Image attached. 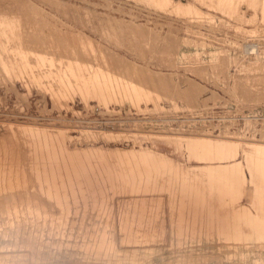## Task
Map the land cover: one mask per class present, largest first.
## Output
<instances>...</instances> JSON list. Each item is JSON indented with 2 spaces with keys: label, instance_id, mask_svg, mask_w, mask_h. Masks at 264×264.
Returning a JSON list of instances; mask_svg holds the SVG:
<instances>
[{
  "label": "rangeland",
  "instance_id": "374dc122",
  "mask_svg": "<svg viewBox=\"0 0 264 264\" xmlns=\"http://www.w3.org/2000/svg\"><path fill=\"white\" fill-rule=\"evenodd\" d=\"M0 138L9 147L0 146V177L22 166L14 187L0 180V201L8 197L0 202L1 264L5 257L20 264H264V0H0ZM200 141L212 150L197 149ZM57 145L106 157L99 170L96 160L91 166L104 178L111 169L119 187L107 182L90 192L83 184L72 193L59 182L64 175L35 171L37 157L61 158L52 154ZM139 148L162 161H122ZM234 165L237 179L199 170ZM129 173L139 180L130 184ZM22 194L55 217L66 209L60 199L70 216L46 227L28 214L16 219L7 208ZM85 229L105 230L113 249L87 251ZM32 232L39 255L23 247Z\"/></svg>",
  "mask_w": 264,
  "mask_h": 264
},
{
  "label": "bare ground",
  "instance_id": "6f19581e",
  "mask_svg": "<svg viewBox=\"0 0 264 264\" xmlns=\"http://www.w3.org/2000/svg\"><path fill=\"white\" fill-rule=\"evenodd\" d=\"M254 3V2H253ZM257 6V5H256ZM250 7V6H249ZM251 9V8H250ZM20 44V43H19ZM60 45V44H59ZM59 45H58V47H59ZM23 46V45H22ZM251 47V46H250ZM81 48V47H80ZM255 48V47H254ZM256 49V48H255ZM56 50V49H55ZM28 54V53H27ZM257 54V53H256ZM34 57V56H33ZM35 58V57H34ZM255 58V57H254ZM15 64V63H14ZM76 67V66H75ZM19 68V67H18ZM3 69V68H2ZM32 69V68H31ZM79 69H80V67H79ZM24 70V69H23ZM25 71V70H24ZM19 72V71H18ZM31 72V71H30ZM29 72V73H30ZM28 73V74H29ZM26 75V74H25ZM31 75V74H30ZM28 77V76H27ZM82 78V77H81ZM94 79H96V78H94ZM75 80H76V78H75ZM98 83V82H97ZM94 86V85H93ZM101 86V85H100ZM137 90V89H136ZM134 91H135V89H134ZM124 92V91H123ZM137 93H138V90L136 91ZM135 93V92H134ZM136 93V94H137ZM135 94V95H136ZM126 95H128V94H126ZM121 96V95H120ZM133 96V94L131 95V97ZM130 97V98H131ZM134 97V96H133ZM132 97V99L134 100V98L136 97H134L133 98ZM138 97V96H137ZM10 133V132H9ZM8 133V134H9ZM11 134H12V132H11ZM4 137V136H3ZM12 137H13V134H12ZM7 138V137H6ZM5 138V139H6ZM10 138V137H9ZM9 138H7L8 140H10ZM0 139H2V138H0ZM3 140V139H2ZM14 141H15V138L13 139ZM1 141V140H0ZM5 141V140H4ZM209 141V140H208ZM3 142V141H2ZM7 142V141H6ZM5 142V143H6ZM192 142V141H191ZM190 142V143H191ZM197 142V141H196ZM8 143H9V146H10V151H8L9 153L11 152L12 153V155H13V146L12 145H10V141H8ZM46 143H48V142H46ZM190 143H189V145H190ZM193 143V142H192ZM191 143V145H190V147H193V144ZM200 143V145H199V147L197 148V149H199L200 147H202V149L204 148L203 146H205L206 147V142L205 143H202L201 141L199 142ZM209 143V142H208ZM222 143V142H221ZM225 143H227V142H225ZM197 144V143H196ZM201 144H202V146H201ZM54 145V144H53ZM194 145H195V143H194ZM212 145H213V143H212ZM0 146H1V148H3V146H4V148L6 147V146H8V145H4L3 143H2V145H1V142H0ZM58 146V145H57ZM196 146V145H195ZM194 146V147H195ZM211 146V145H210ZM48 147H49V144H48ZM59 148L57 149V147H56V149L58 150V151H53V155H58V156H61V158L59 159V157H58V159L57 158H53V157H51V158H49V159H47V158H44L43 156H40L41 155V152H37L38 154L37 155H39L40 157L38 158H36V159H34L36 162L35 163H37V165L34 163V167H35V165H36V167H35V171H36V168H37V170H39V172H41L43 169H44V171H45V168H48L49 169V171L50 172H54V173H56L57 175L56 176H59V178H61L62 177V175H64V177H65V179L63 180V178L61 179L62 181H59L60 183H62L63 182V187H64V185L66 186V187H69L70 188V192H72V193H75L74 191H75V188H77L78 189V191H81L82 189H81V187H82V185L84 184V185H86V187H87V190L88 191H90V192H94V190H93V188L94 187H96V188H99V187H103V186H105L106 184L105 183H107V182H110L111 183V187H112V185L114 184L113 182H117L118 181V179L119 178H112V177H114V172H113V174H112V172H111V169H105L107 172H106V174L105 175H107V173H108V175L107 176H105V178L104 177H102L103 175H104V173H105V171H103V172H95V168L98 166V164H99V162H100V164H102L103 162H101V161H98V160H102V161H104L105 159H107L106 157H104V156H96L97 154L95 153L96 151H90V150H84V151H82V152H80V153H82V154H77V153H79V152H73V151H68L67 150V152H66V148L65 147H60V145L58 146ZM197 147V146H196ZM195 147V148H196ZM217 147V146H216ZM0 148V149H1ZM3 148V149H4ZM6 148H8L9 149V147H6ZM11 148H12V150H11ZM63 148H65V149H63ZM209 147V144H208V150H212V148H210ZM2 149V150H3ZM17 149V148H16ZM190 149V151L192 150L193 152L195 151V149L193 150L192 148H189ZM197 149H196V152H198L197 151ZM202 149H200V150H202ZM205 149V151L207 150L206 148H204ZM214 149H216V148H214ZM223 149V148H222ZM41 150V149H40ZM207 150V151H208ZM4 151V150H3ZM3 151H2V158L3 157H5L6 156V153H7V150H6V153L4 154L3 153ZM42 151V150H41ZM48 151V150H47ZM205 151H203V153L205 152ZM220 151H221V149H220ZM113 152V151H112ZM195 152V153H196ZM1 153V152H0ZM110 153V152H109ZM195 153H193V155L195 154ZM202 153V154H203ZM3 154H4V156H3ZM42 154H43V152H42ZM106 154V153H105ZM115 154V153H114ZM120 154V153H119ZM198 154H200V152H198ZM205 154V153H204ZM11 155V154H10ZM201 155V154H200ZM200 155H197V156H199L198 158H200L201 156ZM206 155V159L208 160V155L207 154H205ZM8 157H12V156H9V155H7ZM17 156V155H16ZM81 156V158H82V156H84L85 157V161L84 162H82L83 160L81 159V162L78 164L75 160V158H77L78 160H79V157ZM110 156H112V153H111V155ZM109 156V157H110ZM121 157H122V161H124V158L126 159L127 158V160L129 161V160H135L136 161V159H140V161L141 160H143V161H148V162H150L151 163V161H162V156H161V158L160 157H158V156H155V155H153V153L152 152H150L149 150H147V149H143V148H139V151L137 152V153H135V154H133L132 156H131V158H128V157H125V156H127V155H124V156H122V154L120 155ZM208 156V157H207ZM112 157H114V156H112ZM117 158V157H116ZM202 158H203V156H202ZM201 158V159H202ZM205 158V157H204ZM211 158V157H210ZM210 158H209V160H210ZM5 159V158H4ZM12 159H13V157H12ZM11 158H10V160L9 161H11L12 160ZM17 159V158H16ZM205 159V160H206ZM34 160H32L33 162H34ZM45 160H47V161H45ZM93 160H96V161H94V162H96L97 163V165H96V167L95 166H91V164L93 163ZM126 160V162H128ZM151 160V161H150ZM203 160V159H202ZM15 161V160H14ZM31 161V165H30V167L33 165V162ZM142 161V163L144 164V162ZM147 161H146V163H147ZM2 162H6L5 160H3ZM8 162V161H7ZM106 163H107V161H105ZM104 162V164H106ZM3 163V166L4 165H6V163L4 164ZM9 163V165H10V162H8ZM13 163V162H12ZM16 163H17V161H16ZM16 163H14L16 166H17V164ZM109 163V162H108ZM107 163V164H108ZM119 163V162H118ZM122 163V162H121ZM129 163H131V161L129 162ZM145 163V164H146ZM21 164H22V162H21ZM28 164H30V163H28ZM94 164V163H93ZM124 164V163H123ZM134 164V163H133ZM156 163H154V165H155ZM14 165V166H15ZM20 165V164H19ZM78 165V166H77ZM87 166V165H89L91 168H93V170L94 171H92V169H91V174H89L87 171H89V170H87L86 171V167H84V166ZM110 165V164H109ZM115 165H116V163H115ZM129 165V164H128ZM131 165V164H130ZM146 165H149V164H146ZM151 165H153V164H151ZM228 165V164H227ZM2 166V165H1ZM2 166V167H3ZM13 166V167H14ZM89 166H87V167H89ZM100 166H102V165H100ZM108 166V165H107ZM119 166V165H118ZM126 166V165H125ZM6 167H8L7 165L6 166H4V168H6ZM10 167V168H9ZM8 168V170H2L1 171V177H0V180H1V183L3 182L4 183V185H3V187L5 188L6 187V185L9 187V188H11L13 185V183H19L18 181H19V176H18V173L17 172H20L21 173V167H20V169L17 167L16 169H15V167L13 168L14 170H12V167L11 166H9ZM28 167H29V165H28ZM99 167V166H98ZM97 167V169L99 170L100 168H98ZM103 167H104V165H103ZM102 167V168H103ZM105 167H106V165H105ZM109 167V166H108ZM107 167V168H108ZM148 167V166H147ZM151 167V166H150ZM156 167V166H155ZM234 167H235V165L233 166V167H230V169L228 170V169H226L225 167H224V169L223 168H216L215 166L214 167H212V166H209V167H203V168H201V169H199V170H202L203 169V171L204 172H207V173H217V176H219L218 174L220 173V171H221V174H222V172H223V174H226V175H229L228 177H232V178H235L236 177V179L238 178L237 177V170L236 169H234ZM33 167H31L30 169H32ZM86 168V169H85ZM110 168V167H109ZM112 168H113V166H112ZM119 168V167H118ZM117 168V170L114 168L113 170L114 171H116L117 173H119L118 171H120V175L119 176H121L122 175V177H123V174L125 175L126 174V176H127V172H124L123 170H119V169H123V168H121V165H120V168L118 169ZM141 168V167H140ZM196 168V167H195ZM25 169V168H24ZM48 169H46V171L48 170ZM89 169V168H88ZM132 169V168H131ZM130 169V167H129V171L128 172H130V173H132V171H130L131 170ZM137 169H139V168H137ZM152 169V168H151ZM163 169V168H162ZM197 169V170H198ZM20 170V171H19ZM102 170V169H101ZM104 170V169H103ZM109 170V171H108ZM165 170V169H164ZM124 172L123 174H122V172ZM142 171V170H141ZM152 171V170H151ZM155 171V173H156V170H154ZM6 172H8V174L6 173ZM60 172L62 173V174H60ZM116 172H115V174H116ZM153 172V171H152ZM152 172L150 173V174H152ZM159 172H160V170H159ZM199 172V171H198ZM203 172V173H204ZM7 175H6V174ZM12 173H13V175H12ZM45 173V172H44ZM52 174L53 176L55 175V174ZM102 173H103V175H102ZM130 173H129V175L128 176H130V178L129 177H127L126 179L128 180V178H129V180H131V183L130 184H132V181L133 182H135V181H137V177H135V176H131L130 175ZM138 173H140L139 172V170H138ZM149 173V172H148ZM40 174V173H39ZM46 174V173H45ZM44 174V175H45ZM49 174V173H48ZM58 174H60V175H58ZM98 174H101V175H99V177L98 176H96V175H98ZM157 174V173H156ZM117 175V174H116ZM207 175V174H206ZM205 175V177H208V176H206ZM55 176V177H56ZM81 176H84L85 178H81ZM150 176V175H149ZM159 176V175H158ZM163 176V175H162ZM212 176V175H211ZM217 176H215L214 175V177H217ZM22 177H24V176H22ZM21 177V178H22ZM118 177V176H117ZM122 177H120V180L122 179ZM136 178V180H135V178ZM165 177V176H164ZM181 177V176H180ZM214 177H213V179H214ZM227 177V178H228ZM124 178V177H123ZM145 178V177H144ZM157 178V177H156ZM220 178V177H219ZM224 181H225V177L223 178V177H221ZM227 178H226V180H227ZM56 179V178H55ZM158 179V178H157ZM161 179V178H160ZM234 180V181H237V180ZM139 180V179H138ZM145 180H149V179H145ZM159 180V179H158ZM157 180V181H158ZM218 181L216 182L217 184H218V182H219V179H217ZM230 180H233V179H230ZM230 180H228L229 182H228V186L230 185L229 183H231L230 182ZM240 180V179H239ZM6 181H8V182H6ZM15 181V182H14ZM20 181H21V179H20ZM122 182H120V184L122 183L123 184V180H121ZM125 181V180H124ZM166 182H167V180H165ZM164 181V182H165ZM178 181H179V179H178ZM208 181V180H207ZM206 181V182H207ZM210 181H211V178H210ZM215 181V179L213 180V182ZM224 181H222L223 183H224ZM6 182V183H5ZM58 182V183H59ZM150 182H151V180H150ZM155 182V181H154ZM172 182V181H171ZM170 182V183H171ZM184 182V181H183ZM206 182H205V184H206ZM209 182V181H208ZM213 182H210V183H212L213 184ZM220 182H221V180H220ZM221 182V183H222ZM241 182V181H240ZM12 183V184H11ZM113 183V184H112ZM142 183V182H141ZM159 183L161 184V182H160V180H159ZM168 183V182H167ZM179 182H177V184H178ZM210 183H209V185H210ZM234 183V182H233ZM232 183V184H233ZM239 183V182H238ZM53 184H54V182H53ZM105 184V185H104ZM108 184V186L107 187H109V183H107ZM119 184V185H120ZM121 184V185H122ZM138 184H139V181H138ZM162 184H163V180H162ZM177 184H175V186L177 185ZM240 184V183H239ZM57 185V184H56ZM118 185V183L116 184V187L114 188V187H112V189H116L117 187H119V186H117ZM150 185V184H149ZM159 185V184H158ZM186 185V184H185ZM215 185V182H214V184H213V186ZM221 185V184H220ZM105 186V187H106ZM135 186V185H134ZM148 186V185H147ZM166 186V185H165ZM168 186H170V185H168ZM217 186L218 187H221V186H219V184L218 185H215V187L214 188H217ZM231 186H233V185H230L229 187H231ZM234 186H236V184H234ZM233 186V187H234ZM239 186V185H238ZM2 187V186H1ZM14 187V186H13ZM15 187H16V185H15ZM17 187H18V185H17ZM25 187V186H24ZM23 187V188H24ZM75 187V188H74ZM104 187V188H105ZM122 187V186H121ZM125 187V186H124ZM128 187V186H127ZM164 187V186H163ZM190 187H191V184H190ZM210 187V186H209ZM224 187V186H223ZM222 187V188H223ZM42 188V187H41ZM100 188V189H101ZM129 188V187H128ZM212 188V187H211ZM221 188V189H222ZM235 188V187H234ZM25 189V188H24ZM100 189H97V190H100ZM149 189V188H148ZM151 189V188H150ZM221 189L219 188H217V189H215V190H220L221 191ZM235 189H237V187L235 188ZM3 190V189H2ZM102 190V189H101ZM111 190V189H110ZM191 190H192V187H191ZM215 190H214V192H215ZM223 190V189H222ZM233 190V189H232ZM47 191V190H46ZM127 191V190H126ZM132 191V190H131ZM149 191V190H148ZM184 191V190H183ZM224 191V190H223ZM9 192V191H8ZM48 192V191H47ZM52 192V191H51ZM118 192V191H117ZM197 191H195V193H196ZM5 193V192H4ZM24 193H26V191L24 192ZM43 193V192H42ZM53 193V192H52ZM96 193V192H95ZM129 193V192H128ZM128 193H127V195H128ZM199 193V192H198ZM14 194V193H13ZM27 194V193H26ZM56 194V193H55ZM5 195V194H4ZM15 195H17V194H15ZM23 195V194H22ZM31 195V194H30ZM58 195V194H57ZM57 195H56V197H57ZM17 197V196H16ZM22 197H24V195L22 196ZM21 197V198H22ZM27 196L25 195V199H21L22 201L19 203V205H16V202H14L15 203V205L13 206V207H9V206H7V207H9V209L7 208V211H8V213H11V212H13L14 213V215L16 216V219H17V217H20L21 215V213H22V215L25 217L26 216V218H27V214H28V218L30 219L31 218V221H37L38 219H41V221H43V224H44V227H46L45 226V223H46V221H49V224L50 225H53L54 226V221L55 220H57V223L60 225V223L61 222H63V219L65 220V217H66V219L70 216H68V214H70V207H67V206H61V200L60 199H58L59 200V209L61 208V210H62V208H66L65 209V211H67V212H65V211H63L62 212V214L61 215H59L58 217H55L52 213H50V212H47L45 209H41V208H37V205H39V201L37 202V205H35L34 207H33V205L36 203V202H34L33 200H32V197H31V200L30 199H27L26 198ZM30 197V196H29ZM55 197V198H56ZM231 197V196H230ZM229 197V198H230ZM7 196H5V199L3 200H1L2 201V203L5 201H7ZM10 198V197H9ZM18 198V197H17ZM34 198V197H33ZM59 198V197H58ZM36 199V198H35ZM240 199V198H239ZM262 199V198H261ZM15 200V199H14ZM20 200V199H19ZM54 200V199H53ZM58 200H57V198L54 200V201H56L57 203H58ZM185 200V199H184ZM262 200H264V199H262ZM261 200V201H262ZM0 201V202H1ZM204 201V200H203ZM12 202V203H13ZM55 202V203H56ZM185 202V201H184ZM183 202V203H184ZM7 203V202H6ZM5 203V204H6ZM11 203V204H12ZM34 203V204H33ZM260 203V202H259ZM263 203H264V201H263ZM30 204H33L32 205V207H31V205ZM191 204V203H190ZM204 204H205V202H204ZM261 204V203H260ZM10 205V204H9ZM30 205V206H29ZM11 206V205H10ZM84 206H86V205H84ZM186 206V205H185ZM184 206V207H185ZM207 207V206H206ZM239 207V206H238ZM244 207V206H243ZM261 207H263L262 205H261ZM237 208V207H236ZM39 209H41V212L39 211ZM73 209V208H72ZM240 209V208H239ZM5 210V209H4ZM174 210V209H173ZM204 210V209H203ZM241 210H243V211H246V210H244V209H241ZM11 211V212H10ZM57 211V210H56ZM60 211V210H59ZM175 211H176V209H175ZM58 212V211H57ZM190 212V211H189ZM198 212V211H197ZM7 213V214H8ZM65 213H67L66 215H65ZM85 213V212H84ZM231 213V212H230ZM246 213V212H245ZM244 213V214H245ZM1 214V213H0ZM7 214H5V215H7ZM44 214V215H43ZM60 214V213H59ZM72 214V213H71ZM249 214V213H248ZM11 215V214H10ZM20 215V216H19ZM85 216H86V213L84 214ZM194 215V214H193ZM250 215V217H251V219H252V217L253 216H251L252 214H249ZM255 215V214H254ZM11 216H13V215H11ZM14 216V217H15ZM65 216V217H64ZM172 216V215H171ZM5 217V216H4ZM7 217H8V215H7ZM82 217H83V215H82ZM237 218L236 219H238V214H237V216H236ZM249 217V216H248ZM249 217V218H250ZM255 217V216H254ZM253 217V218H254ZM1 218V217H0ZM13 218V217H12ZM203 218V217H202ZM247 219V220H250V219ZM15 219V218H14ZM14 219H13V221H14ZM19 219H21V218H19ZM23 219V218H22ZM25 219V218H24ZM2 220V219H1ZM4 220H6V219H4ZM28 220V219H27ZM89 220H91V219H89ZM120 220V219H119ZM122 220V219H121ZM190 220V219H189ZM240 220V219H239ZM246 220V219H245ZM246 220V221H247ZM262 220V219H261ZM260 220V221H261ZM30 221V220H29ZM68 221V220H67ZM66 221V222H67ZM213 221H214V219H213ZM238 221V220H237ZM236 221V224L237 223H241V222H237ZM251 221H253V220H251ZM259 221V222H260ZM7 223H8V221H6ZM15 222V221H14ZM18 222H21V221H18ZM26 222V221H25ZM38 222H40L39 220H38ZM78 222V221H77ZM111 222V221H110ZM120 222H122V221H120ZM125 222V218H124V221H123V223ZM127 222V221H126ZM129 222V221H128ZM207 222V221H206ZM223 222V221H222ZM221 222V223H222ZM4 223V222H3ZM32 223H34V222H32ZM48 223V222H47ZM74 223V222H73ZM87 223V222H86ZM91 223V222H90ZM93 223V222H92ZM98 223V222H97ZM106 223H108V222H106ZM119 223V222H118ZM136 223V222H135ZM209 223V222H208ZM225 223V222H224ZM260 223H264V221L263 222H260ZM14 224V223H13ZM16 224V223H15ZM26 224V223H25ZM141 224V223H140ZM256 224V223H255ZM4 224H2L0 227H2ZM28 225V228H30L29 227V224H27ZM26 225V226H27ZM46 225H48V224H46ZM56 225V224H55ZM79 225V224H78ZM101 225H103V224H101ZM100 225V226H101ZM122 225V224H121ZM135 225V224H134ZM197 225V224H196ZM260 225V224H259ZM258 225V226H259ZM5 226V225H4ZM6 226H7V224H6ZM31 226H32V224H31ZM91 226V225H90ZM125 226H127L126 224H125ZM124 226V227H125ZM180 226V225H179ZM204 226H206V225H204ZM223 226V225H222ZM230 226H232L231 224H230ZM21 227V226H20ZM20 227H18L17 225H16V232L17 233H21L20 231H19V228ZM35 227V226H34ZM40 227V226H39ZM42 227V226H41ZM89 227V226H88ZM93 227V226H92ZM114 227V226H113ZM123 227V226H122ZM121 226L119 227V228H121V230L122 231H124L125 230V228L123 229ZM129 227V226H128ZM143 227V226H142ZM261 227H264V226H262V224H261ZM3 228V227H2ZM1 228V231L3 230ZM5 228V227H4ZM11 228V227H10ZM26 228V227H25ZM58 228V227H57ZM56 228V229H57ZM61 228V227H60ZM83 228H85V227H83ZM134 228V227H133ZM151 228V227H150ZM173 228V227H172ZM188 228V227H187ZM192 228V227H191ZM198 228V227H197ZM205 228V227H204ZM207 228V227H206ZM214 228V227H213ZM212 228V229H213ZM6 229V228H5ZM21 229H22V227H21ZM27 229V228H26ZM31 229H32V227H31ZM53 229V228H52ZM52 229H51V231H52ZM55 229V228H54ZM96 229H97V227H96ZM127 229V228H126ZM182 229V228H181ZM263 229L264 228H262L261 229V231L262 232H264L263 231ZM13 230V231H14ZM23 230V229H22ZM29 230V229H28ZM33 230V229H32ZM31 230V231H32ZM43 230H45V229H43ZM58 230V229H57ZM71 230V229H70ZM86 230V229H85ZM90 230V229H89ZM88 229L85 231V237H88L89 238V240H87V241H85V243H84V247L86 248V250L87 251H96V255H102V253H104V254H107V252L108 251H110L111 249H113L112 248V241L107 237V234H106V231L105 230H102V231H100V233H90V231H89ZM141 230V229H140ZM185 230V229H184ZM195 230V229H194ZM260 230V229H259ZM5 231V230H4ZM14 231V232H15ZM34 231V230H33ZM64 232H65V230H63ZM69 231V230H68ZM84 230H82V232H83ZM147 231V230H146ZM154 231V230H153ZM172 231V230H171ZM180 231V230H179ZM224 231V230H223ZM226 231V230H225ZM8 232V231H7ZM35 232H37V233H39L38 232V230L37 231H35ZM43 232H45V231H43ZM59 232V231H58ZM109 232V231H108ZM115 232V231H114ZM121 232V231H120ZM127 232V231H126ZM129 232V231H128ZM140 232V231H139ZM13 233V232H12ZM27 233H28V231H27ZM34 232H32V233H29L28 235L27 234H25V235H27V237H26V242L24 243V245H23V247L25 246V247H30V248H27V250H29V249H32V251L33 252H37L38 253V255H39V251L42 249V245L40 244V241H38L39 239H35L34 238V234H33ZM41 233V232H40ZM63 233V232H62ZM67 233V232H66ZM65 233V234H66ZM142 233V232H141ZM150 233V232H149ZM185 233V232H184ZM190 233H192V232H190ZM22 235H23V233H21ZM68 234V233H67ZM66 234V235H67ZM74 234V233H73ZM125 234H127V233H125ZM124 234V235H125ZM174 234H175V232H174ZM21 235V236H22ZM38 235V234H37ZM36 235V236H37ZM40 235V234H39ZM39 235H38V237H39ZM69 235V234H68ZM75 235V234H74ZM114 235H115V233H114ZM140 235V234H139ZM192 235V234H191ZM260 235V237H264V234H259ZM2 236V235H1ZM4 236V235H3ZM5 236H7V235H5ZM9 236V235H8ZM45 236L46 235H44V238H45ZM55 236V235H54ZM59 236V235H58ZM90 236V237H89ZM132 236V235H131ZM186 236V235H185ZM193 236H194V234H193ZM198 235H196V237H197ZM237 236V235H236ZM13 237V236H12ZM17 237V236H16ZM52 237V236H51ZM50 237V238H51ZM79 237V236H78ZM182 237V236H181ZM187 237V236H186ZM191 238H192V236H190ZM204 237H206V236H204ZM230 237V236H229ZM9 238V237H8ZM7 238V239H8ZM18 238H20V236L18 237ZM25 238V237H24ZM64 238V237H63ZM62 238V239H63ZM114 238V237H113ZM112 238V239H113ZM179 238V237H178ZM6 239V238H5ZM12 239V238H11ZM21 239V238H20ZM22 239H23V237H22ZM21 239V240H22ZM73 239V238H72ZM211 239V238H210ZM13 240V239H12ZM25 240V239H24ZM124 240L126 241V242H131V241H129V240H127V238H126V235H125V238H124ZM177 240V239H176ZM205 240V239H204ZM249 240V239H248ZM257 240V239H256ZM5 241V240H4ZM18 241V240H17ZM44 241V240H43ZM50 241V240H49ZM52 241V240H51ZM63 241V240H62ZM79 241V240H78ZM77 241V242H78ZM133 241V240H132ZM171 241V240H170ZM217 241V240H216ZM253 241V240H252ZM10 242V241H9ZM69 242V241H68ZM12 244H13V241L11 242ZM18 243V242H17ZM63 243V242H62ZM70 243H72V242H70ZM154 243V242H153ZM176 243V242H175ZM185 243V242H184ZM218 243H220V242H218ZM228 243V242H227ZM230 243V242H229ZM238 243V242H237ZM8 244H10V243H8ZM16 244V243H15ZM22 244H23V242H22ZM44 244V243H43ZM54 244V243H53ZM66 244H67V242H66ZM231 244V243H230ZM236 244V243H235ZM252 244V243H251ZM257 244H258V242H257ZM260 244H261V242H260ZM11 245V244H10ZM71 245V244H70ZM4 246V245H3ZM2 246V247H3ZM6 246H7V244H6ZM16 246V245H15ZM19 246V245H18ZM46 246H47V244H46ZM55 246V245H54ZM72 246V245H71ZM114 246V245H113ZM227 246H229V245H227ZM240 246V245H239ZM250 246V245H249ZM259 246V245H258ZM261 246V245H260ZM7 247H9V246H7ZM10 247H12V246H10ZM50 247V246H49ZM247 247V246H246ZM18 248V247H17ZM22 248V247H21ZM54 248V247H53ZM58 248V247H57ZM62 248H63V246H62ZM61 248V249H62ZM260 248V247H259ZM10 249V248H9ZM20 249V248H19ZM24 249V248H23ZM59 249V248H58ZM70 249V248H69ZM75 249V248H74ZM89 249V250H88ZM253 249V248H252ZM11 250V249H10ZM22 250V249H21ZM26 250V249H25ZM47 250V252H49L48 251V249L46 248L45 249V251ZM60 250V249H59ZM235 250V249H234ZM4 251H5V249H4ZM20 251V250H19ZM51 251V250H50ZM65 251H66V249H65ZM84 251V250H83ZM3 252V251H2ZM18 252V251H17ZM21 252V251H20ZM24 252V251H23ZM23 252H22V254H23ZM32 252V253H33ZM62 251H60V253H61ZM68 252V251H67ZM77 252V251H76ZM85 252V251H84ZM5 253V252H4ZM15 253V252H14ZM36 253V254H37ZM41 253H42V251H41ZM3 254V253H2ZM10 254V253H9ZM27 254V253H26ZM30 254V253H29ZM46 254V253H45ZM79 254H81V253H79ZM91 254V253H90ZM111 254H112V252H111ZM24 255H25V252H24ZM38 255H36V257L38 256ZM86 255H88V254H86ZM243 255V254H242ZM4 256V255H3ZM11 257H12V255H10ZM27 256V255H26ZM40 256H42V255H40ZM81 256V255H80ZM90 257L91 256H93V254L92 255H89ZM89 256H87V257H89ZM112 256V255H111ZM121 256H122V254H121ZM185 256V255H184ZM1 257V256H0ZM15 257H16V255H15ZM20 257V256H19ZM32 257H33V255H32ZM35 257V259H38L39 260V258H36ZM60 257V256H59ZM96 257V256H95ZM144 257V256H143ZM190 257V256H189ZM238 257V256H237ZM6 259H3V260H7L6 261V264H20L19 262H18V260H14L13 258H8V257H5ZM53 258V259H52ZM51 259L52 260H54V258L55 257H52ZM92 258V257H91ZM105 258H106V256H105ZM129 258V257H128ZM138 258V257H137ZM183 258V257H182ZM226 258V257H225ZM235 258V257H234ZM17 259V258H16ZM35 259L33 258V260H34V262H35ZM46 259V258H45ZM44 259V260H45ZM65 259V258H64ZM83 259V258H82ZM86 259V258H85ZM103 260L104 258H101L100 257V260ZM111 259V258H110ZM29 260V259H28ZM37 260V261H38ZM50 260V259H49ZM74 260V259H73ZM107 260V259H106ZM114 260V259H113ZM137 260V259H136ZM142 260H143V258H142ZM170 260V259H169ZM26 261V260H25ZM48 261V260H47ZM67 261V260H66ZM84 261V260H83ZM99 261V260H98ZM110 261V260H109ZM121 261V260H120ZM127 261H128V259H127ZM139 261V260H138ZM23 262H24V260H23ZM28 262H30V261H28ZM33 262V261H32ZM43 262V261H42ZM53 262V261H52ZM55 262V261H54ZM69 262V261H68ZM74 262V261H73ZM72 262V263H73ZM78 262V261H77ZM90 262H92L93 263V261H91V259H90ZM95 262V261H94ZM100 262V261H99ZM206 262V261H205ZM25 264H26V262H24ZM38 263H39V261H38ZM58 263V262H57ZM82 263V262H81ZM87 263H89V262H87ZM87 263H85V264H87ZM105 263V262H104ZM1 264V263H0ZM3 264V263H2ZM23 264V263H22ZM28 264V263H27ZM55 264V263H54ZM59 264V263H58ZM61 264H63V261H62V263ZM75 264V263H74ZM79 264H80V262H79ZM94 264V263H93ZM97 264H99V263H97ZM106 264V263H105ZM127 264V263H126ZM135 264H136V262H135ZM190 264V263H189ZM205 264V263H204Z\"/></svg>",
  "mask_w": 264,
  "mask_h": 264
}]
</instances>
